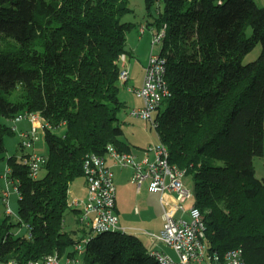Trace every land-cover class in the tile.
I'll return each instance as SVG.
<instances>
[{"label":"trees","instance_id":"trees-1","mask_svg":"<svg viewBox=\"0 0 264 264\" xmlns=\"http://www.w3.org/2000/svg\"><path fill=\"white\" fill-rule=\"evenodd\" d=\"M163 3L154 21L167 24L162 55L170 94L155 112L170 162L193 172L211 253L241 247L244 264H264V6L256 0H146ZM129 0H0V160L10 121L40 112L48 125L46 172L33 177L19 155L8 157L18 186V221L0 218V260L32 259L73 247L89 231L68 230L71 183L85 156L109 144L132 151L117 123L120 56L133 22ZM260 44L251 61L245 57ZM62 129L60 132L58 129ZM21 147V144H20ZM220 160L217 164L215 161ZM27 225L28 233H15ZM88 264H162L140 236L93 234Z\"/></svg>","mask_w":264,"mask_h":264},{"label":"built area","instance_id":"built-area-1","mask_svg":"<svg viewBox=\"0 0 264 264\" xmlns=\"http://www.w3.org/2000/svg\"><path fill=\"white\" fill-rule=\"evenodd\" d=\"M145 24L139 28L141 33L146 31ZM167 34V24L157 32H153V43L162 42ZM159 52H152L145 67L143 83L138 88H133L143 103L139 107H134L130 113L134 116L150 120L157 127L155 112L161 105L162 100L170 94L169 83L166 78L167 59ZM121 71L119 80L125 83L129 79L130 71L127 67V54L120 56ZM28 118L32 123L30 132H21L23 137L22 146L31 148L39 138V129L44 130L48 123L40 112L32 111L18 115L15 120ZM14 129L17 126H13ZM151 151L153 156H151ZM111 157L120 167H128L133 171V180L139 188L144 182H148V189L161 194L164 207V224L161 232L154 235L155 240L170 246L178 255L177 258L170 254L151 249L149 252L156 256L162 264H244L245 257L241 247L228 250L224 255L211 253L206 242L207 224L205 215L196 204L194 187H189L184 177L186 168H181L177 164L170 162V151L168 146L160 141L155 146L143 149L142 156H138L132 151H120L114 145L109 144L105 154L91 153L84 159L83 169L86 178V198L73 197L69 200L70 207L81 209L79 219L84 222L90 234L83 237L73 247V254H62L59 251L50 253L40 259H32L27 263H21L17 259L7 261L0 260V264H88L84 260V250L93 234L104 231H126L120 226V219L116 212V184L114 172L108 164L107 158ZM20 161L28 165L33 177L40 175L47 155L31 151L23 156H19ZM11 167L8 166L5 179L15 184L11 178ZM71 193V189H69ZM10 194L9 187L4 190L7 200ZM189 205V206H188ZM182 210L181 216L177 213ZM8 214L12 212L7 206ZM188 213L189 219L183 214Z\"/></svg>","mask_w":264,"mask_h":264},{"label":"rangeland","instance_id":"rangeland-1","mask_svg":"<svg viewBox=\"0 0 264 264\" xmlns=\"http://www.w3.org/2000/svg\"><path fill=\"white\" fill-rule=\"evenodd\" d=\"M260 5L264 6V0H256ZM129 6L132 8L131 11L127 12L123 15L122 21L133 22L134 26L128 30V38H127V48L131 51L127 55V67L129 68L131 77L127 84L120 83V97L122 100H127L129 98L131 104H134L135 107L142 105V100L137 96V92L133 90V88H137L134 86L138 84L142 77L144 76L143 66L152 52H159L162 47V42H158L156 44L153 43V32H157L162 29V27H157L154 24L156 16L160 9L163 8V3L156 2L151 9L147 8L146 0H129ZM142 24L147 25L146 31L141 33L139 28ZM261 52V46L258 44L253 51H251L246 57L245 61H251L258 57ZM146 65V64H145ZM130 76V75H129ZM128 85H132L134 87H129ZM133 106V107H134ZM130 105H125L122 110L119 112V120L117 123L122 127L123 134L121 138L128 141L134 151L143 150L149 148L150 146H155L160 143V137L157 132V128L152 124L150 120H145L141 117L134 116L130 113ZM31 121L28 118H23L22 120L17 121L19 129L15 130L13 134H8L5 137V143L7 150L4 153L5 157L0 160V218H3L7 212V206L9 205L12 209V212L9 213L13 221H18V206H19V192L15 189V184L9 181V185L6 183L4 174L9 166L8 157L12 155L23 156L26 153H29L33 148H25L22 146V135L21 129L31 128ZM11 125H14L15 122L10 121ZM32 124V123H31ZM29 128V129H30ZM41 130V129H40ZM58 131L62 132L63 130L60 128ZM39 138L36 140V144L34 145L35 150L40 154L47 155L48 153V145L45 141V135L43 130L39 133ZM21 144V147H20ZM151 156H153V152L151 151ZM217 164H220V160L215 161ZM255 168L257 169L258 176H264V154L261 156L255 157ZM115 175H116V183L118 185V202L121 210H134V205L136 202H139L141 199H146L148 210L150 211V219H153V222H141L137 225V228H126L120 224L121 228H124L127 232H136L139 234L144 243H149L150 235L153 237L154 235H158L161 230L156 227L161 226V218L163 207L159 200L152 198V196H156V194L148 191V184L145 182L143 184V190L140 193L136 191V183L132 181V169L128 167H120L119 165L113 166ZM46 170L44 168L41 169L40 175L42 176ZM185 183L191 188L194 187V177L193 172L189 171L186 173L184 177ZM7 186L10 190L9 201L7 204V200L4 196V190L7 189ZM72 190L75 193H70V198L82 197L86 196V178L84 175L79 176L74 179L71 183ZM85 191V193H84ZM84 196V197H85ZM83 197V198H84ZM189 206V205H188ZM161 210V212H160ZM148 214V215H149ZM182 210L177 213V217L181 216ZM134 216V215H133ZM183 216L186 219H189V214L184 213ZM78 215L72 211L67 210L65 216V226L66 229L71 230L78 228L79 226H84V222L77 218ZM135 217V216H134ZM156 225V227H153ZM15 233L26 234L28 233L27 225H16L14 227ZM154 234V235H153ZM152 240V239H151ZM145 244V245H146ZM169 252L177 258L178 255L172 249ZM86 254V246L84 250L83 256Z\"/></svg>","mask_w":264,"mask_h":264},{"label":"crops","instance_id":"crops-1","mask_svg":"<svg viewBox=\"0 0 264 264\" xmlns=\"http://www.w3.org/2000/svg\"><path fill=\"white\" fill-rule=\"evenodd\" d=\"M127 64V63H126ZM145 64H147V62L145 63ZM144 64V66H143V70H144V72H143V74L145 73V67H146V65ZM130 77H131V74H130V76H129V79H130ZM129 79L125 82V83H123V84H127V82L129 81ZM143 79H144V76L142 77V80L138 83V84H136V85H134V86H137V88L138 87H140L141 85H142V83H143ZM134 86H132V85H128V87H127V90L130 92V91H132V90H130V88L129 87H134ZM138 96V95H137ZM139 97V96H138ZM142 100V99H141ZM125 102H126V105H128V102H129V105L131 106L130 107V110L132 109V108H134L135 106H134V104H131V102H130V100H129V98L127 99V100H124ZM142 103H143V101H142ZM134 106V107H133ZM139 107V106H138ZM22 120V119H21ZM29 120V119H28ZM14 122H15V124L13 125V126H17V128L16 129H14V130H18L19 129V127H18V125L19 124H17V120H13ZM19 121V120H18ZM30 121V120H29ZM30 123V125H31V128L29 129V128H24V129H21V131L20 132H23V131H25V132H30V130L32 129V124H31V122H29ZM40 131H42V129L40 130L39 129V132ZM44 131V130H43ZM44 133V132H43ZM45 135V134H44ZM36 144V143H35ZM31 148H33V150L32 149H30V150H26V151H34L35 150V147L33 146V147H31ZM36 151V150H35ZM37 152V151H36ZM132 152L133 153H135V154H137L138 156H142V153H143V150H138V151H134L133 150V148H132ZM107 160H108V164L111 166V168H112V170H113V172H114V169H113V166L114 165H117L115 162H114V160L111 158V157H108L107 158ZM131 169V168H130ZM256 169V168H255ZM256 174H258L257 173V169H256ZM264 175V174H263ZM259 177H264V176H259ZM132 181H134L133 180V171H132ZM6 180V179H5ZM114 181H115V184H116V190H117V193H116V212H117V214H118V216H119V219H120V224H122V226L124 227H126V228H132V229H136L137 228V225L139 224V223H141V222H147V223H151V222H153V219H150L149 218V216H150V211L151 210H148V206H147V200L146 199H141L139 202H136L135 203V205H134V210H121L120 209V205H119V202H118V185H117V183H116V175H115V172H114ZM135 182V181H134ZM6 183L9 185V183H8V181L6 180ZM16 183V182H15ZM136 183V182H135ZM145 183V182H144ZM146 183L148 184V182L146 181ZM187 184V183H186ZM70 189H71V194L72 193H75V191L74 190H72V186L70 187ZM147 189H148V187H147ZM85 190H86V187H85ZM143 190V185H142V187L141 188H139L138 187V185L136 184V191H137V193H140L141 191ZM148 191H150L149 189H148ZM84 193H85V191H84ZM151 193H154V194H156V196H152V198H154V199H157V200H159L160 201V203L162 204V207H163V203H162V199H161V194L160 193H158V192H152L151 191ZM85 194H87V191H86V193ZM10 195V194H9ZM85 196V195H84ZM84 196H82L81 198H83ZM74 197H76V196H74ZM73 198V197H72ZM80 198V197H79ZM84 198H86V196L84 197ZM8 199H9V197H8ZM11 208V207H10ZM12 210V209H11ZM163 210H164V207H163ZM160 212H161V210H160ZM149 214V215H148ZM163 214H164V211H162V218H161V220H162V222H161V226H159V227H156V225H154L153 227H156V228H158L159 230H161L162 228H163V224H164V217H163ZM135 217H134V216ZM79 217V216H78ZM77 217V218H78ZM79 219V218H78ZM129 233H133V234H136V235H138L139 236V234L138 233H136V232H129ZM150 238L152 239H149V243L147 242V244H146V247H147V249L148 250H151V249H154V250H158V251H160V252H163V253H166V254H170V255H172L170 252H169V250L170 249H172L170 246H167V245H165L163 242H161V241H159V240H155L151 235H150ZM173 250V249H172ZM174 251V250H173ZM173 256V255H172Z\"/></svg>","mask_w":264,"mask_h":264}]
</instances>
